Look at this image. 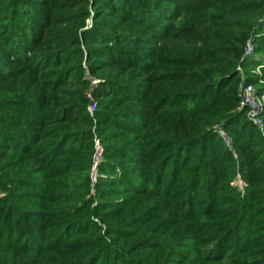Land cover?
I'll list each match as a JSON object with an SVG mask.
<instances>
[{
  "label": "trees",
  "instance_id": "trees-1",
  "mask_svg": "<svg viewBox=\"0 0 264 264\" xmlns=\"http://www.w3.org/2000/svg\"><path fill=\"white\" fill-rule=\"evenodd\" d=\"M241 85L264 0H0V264H264Z\"/></svg>",
  "mask_w": 264,
  "mask_h": 264
},
{
  "label": "built area",
  "instance_id": "built-area-1",
  "mask_svg": "<svg viewBox=\"0 0 264 264\" xmlns=\"http://www.w3.org/2000/svg\"><path fill=\"white\" fill-rule=\"evenodd\" d=\"M250 42L248 41L245 54L251 52ZM238 70H240L238 68ZM264 95L258 96L251 85L240 86V108H248V118L264 132V122L262 121L260 114L264 116ZM95 108V104L91 101L89 105V111L92 112Z\"/></svg>",
  "mask_w": 264,
  "mask_h": 264
},
{
  "label": "rangeland",
  "instance_id": "rangeland-1",
  "mask_svg": "<svg viewBox=\"0 0 264 264\" xmlns=\"http://www.w3.org/2000/svg\"><path fill=\"white\" fill-rule=\"evenodd\" d=\"M249 45H250V48H251V52H250L249 54H245V53H244L243 61H247L248 58H250V59H255V56H253V47H252L251 43H250ZM252 56H253V57H252ZM250 59H249V60H250ZM249 60H248V61H249ZM248 61H247V62H248ZM240 72L243 73V72H246V71H245L244 69L241 68ZM252 72H256V73H257V71H254V70H252ZM243 74H244V73H243ZM92 83L95 84L96 82L93 81ZM88 96L90 97V93H88ZM226 141L228 142V139H226ZM95 142H96V143H95V145H96V146H95V154H94V156H93V160H94L93 162H94V165H93V169H92V172H91L92 174L90 175V178H91L92 183H94L95 180H96V164L101 160V153H102V149L100 148V144H99L98 140L95 141ZM94 170H95V171H94ZM71 182H73L74 184L77 183V181H75V180H73V181H71ZM232 184H233L234 186L236 185V186L238 187V190L240 191V193H243V188L246 187V184L240 179V176H239V175L236 176L235 181H234ZM138 205H139V204H137L136 207H137ZM93 220L96 221V222H98L99 225L102 226V228H104L105 225H106V224H104V223H101V221L99 222V220L96 219V218H94ZM201 248H203L204 250H207L208 246H203V247H201ZM193 256H194L193 258H197L198 253H197V252H194V253H193ZM171 259H175V257H169V258H168V261H167L166 264H173V263H171L172 261H170Z\"/></svg>",
  "mask_w": 264,
  "mask_h": 264
},
{
  "label": "water",
  "instance_id": "water-1",
  "mask_svg": "<svg viewBox=\"0 0 264 264\" xmlns=\"http://www.w3.org/2000/svg\"><path fill=\"white\" fill-rule=\"evenodd\" d=\"M90 92H91V90L88 91V93H90ZM94 171H95V170H94Z\"/></svg>",
  "mask_w": 264,
  "mask_h": 264
}]
</instances>
